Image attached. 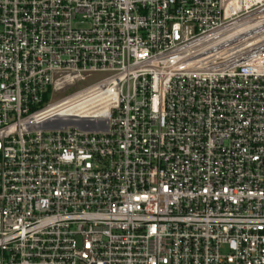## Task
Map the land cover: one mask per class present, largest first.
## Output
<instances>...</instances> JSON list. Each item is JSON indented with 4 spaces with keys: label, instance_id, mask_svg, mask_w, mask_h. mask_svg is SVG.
I'll return each instance as SVG.
<instances>
[{
    "label": "built area",
    "instance_id": "1",
    "mask_svg": "<svg viewBox=\"0 0 264 264\" xmlns=\"http://www.w3.org/2000/svg\"><path fill=\"white\" fill-rule=\"evenodd\" d=\"M0 264H264V0H0Z\"/></svg>",
    "mask_w": 264,
    "mask_h": 264
},
{
    "label": "rangeland",
    "instance_id": "2",
    "mask_svg": "<svg viewBox=\"0 0 264 264\" xmlns=\"http://www.w3.org/2000/svg\"><path fill=\"white\" fill-rule=\"evenodd\" d=\"M105 77H106V75H104V74L94 75L91 78L87 79L85 82L77 83L76 86L71 91H68L65 94L63 93V95L70 94V92L72 93V92L81 91L87 87H90V86L96 84L97 82L101 81Z\"/></svg>",
    "mask_w": 264,
    "mask_h": 264
},
{
    "label": "bare ground",
    "instance_id": "3",
    "mask_svg": "<svg viewBox=\"0 0 264 264\" xmlns=\"http://www.w3.org/2000/svg\"><path fill=\"white\" fill-rule=\"evenodd\" d=\"M70 110H62L60 112L61 116H72V117H75V118H80V117H84V114H82V112L80 111H75V112H69Z\"/></svg>",
    "mask_w": 264,
    "mask_h": 264
}]
</instances>
